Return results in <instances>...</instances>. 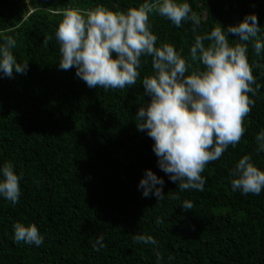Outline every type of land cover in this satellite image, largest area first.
Listing matches in <instances>:
<instances>
[{
	"label": "trees",
	"instance_id": "16d2710c",
	"mask_svg": "<svg viewBox=\"0 0 264 264\" xmlns=\"http://www.w3.org/2000/svg\"><path fill=\"white\" fill-rule=\"evenodd\" d=\"M143 2L0 0V44L5 35L13 36L17 62L29 61L26 74L9 78L0 71V167L11 162L21 188L18 203L0 196V264H264V190L233 191L230 175L245 155L264 170V151L257 152L255 139L264 130V51L258 56L252 43L247 45L253 87L259 90L248 94L254 104L240 142L201 174L203 191H180L159 168L154 141L137 128L136 112L149 103L142 79L154 73L151 57H141L140 77L124 89L89 88L75 68H59L55 32L64 10L103 6L127 12ZM182 2L200 17L198 34L219 24L227 30L255 13L264 41V0ZM149 26L157 47L172 44L189 58L197 34L191 22L177 27L153 13ZM229 37L230 44L239 42ZM190 63L189 73L197 67ZM149 169L164 181L160 201L144 198L138 187ZM185 200L192 210L183 209ZM17 222L36 224L43 244L16 243ZM137 234L157 243H137ZM100 236L103 246L96 251Z\"/></svg>",
	"mask_w": 264,
	"mask_h": 264
},
{
	"label": "clouds",
	"instance_id": "9594fccd",
	"mask_svg": "<svg viewBox=\"0 0 264 264\" xmlns=\"http://www.w3.org/2000/svg\"><path fill=\"white\" fill-rule=\"evenodd\" d=\"M153 13L177 27L191 22V31L197 34L189 58H184L183 50L178 52L172 44L156 46L157 36L149 26V16ZM62 15L55 32L61 56L59 68L65 71L75 68L76 76L89 88L124 89L135 85L141 75V57L152 58L154 73L142 79L149 103L136 112L137 128L146 131L154 141L159 168L173 183H178L180 191H203L206 180L201 174L230 145L235 147L240 142L246 131L244 119L254 104L248 94L259 90V85L253 87L256 79L247 55L249 42L256 55L264 51V41L258 38L261 26L257 15H247L227 30L219 24L203 35L197 31L200 17L182 0H144L127 12L103 6L86 12L68 8ZM229 34L238 37L239 42L230 44ZM51 39L45 37L43 43L47 45ZM16 47L13 36L3 37L0 71L9 78L14 72L26 74L29 68V61L17 62L12 51ZM190 62L197 64L191 73ZM255 139L257 152L264 151V130ZM230 175L233 191L259 195L264 190V170L255 166L250 155L243 156ZM0 177V196L18 203L20 177L11 162L0 167ZM163 186V179L150 169L138 185L144 198L155 196L159 201L165 195ZM182 207L187 211L194 205L185 200ZM13 229L16 243L40 246L44 242L34 223L26 226L17 222ZM134 240L157 243L152 236L143 234H137ZM97 245L103 246V236L93 245L99 251ZM156 256L158 261L163 259L158 251Z\"/></svg>",
	"mask_w": 264,
	"mask_h": 264
}]
</instances>
